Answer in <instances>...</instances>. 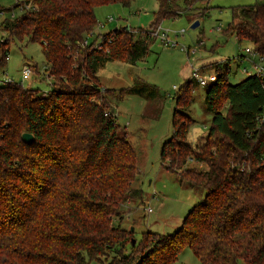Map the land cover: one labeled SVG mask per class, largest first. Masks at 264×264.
I'll list each match as a JSON object with an SVG mask.
<instances>
[{
	"label": "trees",
	"instance_id": "1",
	"mask_svg": "<svg viewBox=\"0 0 264 264\" xmlns=\"http://www.w3.org/2000/svg\"><path fill=\"white\" fill-rule=\"evenodd\" d=\"M110 2L130 1L19 0L21 13L0 24L9 35L0 68L10 42L37 41L50 80L48 91L0 83V264H174L185 247L199 264H264V78L249 73L230 83L227 61L204 85L211 113L204 141H188L190 78L177 89L172 133L159 150L162 167L203 190V201L171 234L147 230L137 240L134 228L122 227L125 207L142 196L132 184L137 156L115 121L116 93L101 87L97 70L107 60L136 63L152 27L178 9L158 0L154 20L137 36L116 27L83 45L97 24L95 6ZM231 13L225 33L264 59V0ZM118 93L160 96L144 81ZM191 158L206 168L188 167Z\"/></svg>",
	"mask_w": 264,
	"mask_h": 264
},
{
	"label": "rangeland",
	"instance_id": "2",
	"mask_svg": "<svg viewBox=\"0 0 264 264\" xmlns=\"http://www.w3.org/2000/svg\"><path fill=\"white\" fill-rule=\"evenodd\" d=\"M17 1L19 0H0V11L4 12L0 16V24L4 17L18 16L21 13L20 7L14 8ZM129 1L126 6L119 2L95 6L97 24L95 34L88 37L89 42L95 40V44L98 43L100 34L115 27H127L135 36L143 29H148L154 20L158 0ZM172 1H176L179 6L174 5L178 10L172 18H162L152 27L156 29L159 25L160 32H164L170 45L165 43L159 32L148 44L147 53L136 63L107 60L98 67L96 74L101 87L116 93L112 92L115 96L111 97V103L116 108L115 121L125 127L127 138L137 156L138 173L132 184L142 190V196L131 201V207L128 208L130 215L122 224V227L128 229L133 226L137 240L147 230L160 234L174 233L190 207L203 201V190H196L181 182L177 174L162 167L160 146L172 133L171 117L177 89L192 77L193 70L198 69L207 84L216 78L213 71L215 66L224 61L229 63L230 83L248 75L242 69H249L251 66V61L244 52L246 45L249 47L250 43H238L234 35L225 33V28L232 20L233 6L254 4L262 0H195L192 5H186V0ZM195 20L199 24L191 28L190 24ZM8 37L0 25V48L5 43L8 44ZM254 59L263 67L264 78V59ZM25 63L33 67V73L28 79L22 80L21 69ZM44 67L39 42L14 40L10 42L7 59L0 68V83L7 77L27 88L48 91L50 80ZM135 81L155 86L160 92L159 98L146 99V96L137 93L119 95L120 89L131 86ZM192 84L193 101L187 110L192 123L187 136L189 143L195 145L204 141L211 123V113L204 100L205 86L199 85L196 80ZM187 166L206 168L192 158ZM148 208L151 210L148 211ZM93 264L100 263L94 261ZM103 264L108 263L105 261ZM174 264H199V261L185 247Z\"/></svg>",
	"mask_w": 264,
	"mask_h": 264
},
{
	"label": "built area",
	"instance_id": "3",
	"mask_svg": "<svg viewBox=\"0 0 264 264\" xmlns=\"http://www.w3.org/2000/svg\"><path fill=\"white\" fill-rule=\"evenodd\" d=\"M20 8L22 9V7H20ZM3 14H4V12H3V11H0V16H1V17H2ZM155 31H156V32H155V35L157 36V35L159 34V32H160V27L158 26L157 29H156ZM91 35H93V33H91L90 36H91ZM160 35H161V38L165 41V43H166L167 45H170V44H169V41L166 40L165 37H164V36H165V35H164V32H160ZM88 43H89L88 39H85V40L82 42L83 45H87ZM173 44H174V43H173ZM244 52H245V54L248 56V58H249V57H255V56H256V57H258V58H260V59H263V58H261V56H259V54L257 53V51H255V50L253 49L252 46L246 47V48L244 49ZM7 56H8V55H7ZM262 70H263V67L260 66L259 64H257L255 61H252V62H251V66H250L249 69H246V68H243V69H242V71H243L244 73L248 74V75H250L249 73H254V74H258V75H260V76H263ZM32 73H33V67H32L30 64H28V63L23 64V67H22V69H21V79H22V80L28 79V78L32 75ZM191 75H192V78H193L194 80H196V82H197L199 85L204 86L205 84H207V80L205 79V77H203V75H201V74L198 72V69L193 70ZM12 81H13L12 79L6 77V78L3 79L2 83L12 82ZM147 210L150 211L151 209L148 208Z\"/></svg>",
	"mask_w": 264,
	"mask_h": 264
},
{
	"label": "water",
	"instance_id": "4",
	"mask_svg": "<svg viewBox=\"0 0 264 264\" xmlns=\"http://www.w3.org/2000/svg\"><path fill=\"white\" fill-rule=\"evenodd\" d=\"M198 24H199V21H198V20H195L194 22H192V23L190 24V27H191V28H194V27L198 26ZM126 28H127V27H126ZM126 28H125V29H126ZM115 109H116V108L113 107V111H115ZM22 140L27 141V142H30V141L32 140V134L29 133V132H27V131L23 132V134H22ZM130 229H131V231L134 230V229H133V226L130 227ZM133 242H134V238L131 239V243H133Z\"/></svg>",
	"mask_w": 264,
	"mask_h": 264
},
{
	"label": "crops",
	"instance_id": "5",
	"mask_svg": "<svg viewBox=\"0 0 264 264\" xmlns=\"http://www.w3.org/2000/svg\"><path fill=\"white\" fill-rule=\"evenodd\" d=\"M116 28V27H115ZM95 33H94V30H93V35H94ZM88 39V38H87ZM88 41H90V39H88ZM249 46H251V44L249 45ZM246 47H248L247 45H246ZM245 47V48H246ZM256 57V56H255ZM258 58V57H257ZM248 60H250L251 62L252 61H254L255 59H254V57H249V58H247ZM46 67V66H45ZM45 67H44V69H45ZM192 78V77H191ZM124 129H125V127H123ZM126 131V130H125ZM134 186H135V184H133ZM135 187H138V186H135ZM131 202L130 203H128V205L125 207V214L127 213V215L126 216H124L123 217V219L121 220V225L123 224V222L125 221V219L130 215L129 213H130V211H128V208L129 207H131ZM129 212V213H128ZM127 228V227H126Z\"/></svg>",
	"mask_w": 264,
	"mask_h": 264
}]
</instances>
